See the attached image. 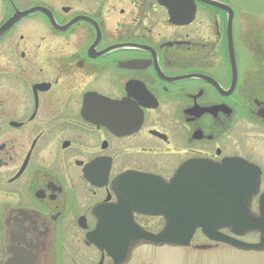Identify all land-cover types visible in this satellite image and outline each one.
<instances>
[{
	"label": "flooded vegetation",
	"instance_id": "flooded-vegetation-1",
	"mask_svg": "<svg viewBox=\"0 0 264 264\" xmlns=\"http://www.w3.org/2000/svg\"><path fill=\"white\" fill-rule=\"evenodd\" d=\"M176 1L172 22L160 0H0V27L31 11L0 35V264L21 225L39 264L81 236L98 264L85 242L97 220L163 223L141 212L145 177L192 162L258 169L257 212L264 0Z\"/></svg>",
	"mask_w": 264,
	"mask_h": 264
},
{
	"label": "water",
	"instance_id": "water-1",
	"mask_svg": "<svg viewBox=\"0 0 264 264\" xmlns=\"http://www.w3.org/2000/svg\"><path fill=\"white\" fill-rule=\"evenodd\" d=\"M160 3L169 10L171 20L175 22L179 2L160 0ZM30 12L14 13L0 27V35L15 20ZM187 170H196L205 175H186ZM145 179L146 184L151 186L140 191V194L149 192L150 199L147 198L145 204L139 205L146 207L141 208V212L163 215L166 218L164 227L159 232L152 233L144 230L134 220H97L96 227L86 235V241L101 252L98 264H102L104 252L113 259L114 264H125L131 252L143 244L188 246L198 228L209 239L238 249H264V194L260 197L259 214L256 215L251 212L249 203L259 188V171L248 163L236 159L226 160L219 166L192 162L180 168L169 183L151 176ZM155 184L165 186L166 189L161 192L164 202L158 200ZM183 186V190L179 189ZM135 191L137 193V189ZM222 228H229L236 236L259 232L260 238L255 243L244 242L220 232ZM24 231L21 225L20 231L6 239L10 257L3 264H39L35 245L25 243ZM42 248L45 249L44 244Z\"/></svg>",
	"mask_w": 264,
	"mask_h": 264
},
{
	"label": "rangeland",
	"instance_id": "rangeland-1",
	"mask_svg": "<svg viewBox=\"0 0 264 264\" xmlns=\"http://www.w3.org/2000/svg\"><path fill=\"white\" fill-rule=\"evenodd\" d=\"M262 185L264 186V175ZM144 224L145 229L155 232L162 226V221L147 220ZM242 239L256 242L257 236L247 234ZM74 240H64L63 251L60 253L62 255L58 257L59 264H73L71 258L78 264H96L98 253L93 248L84 246L82 236ZM204 245L211 246L201 248ZM127 264H264V250L243 251L224 245L214 246L200 231H196L189 247L142 245L134 250Z\"/></svg>",
	"mask_w": 264,
	"mask_h": 264
}]
</instances>
